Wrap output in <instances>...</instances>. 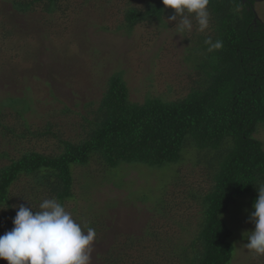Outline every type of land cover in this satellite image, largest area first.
Instances as JSON below:
<instances>
[{"label":"trees","instance_id":"trees-1","mask_svg":"<svg viewBox=\"0 0 264 264\" xmlns=\"http://www.w3.org/2000/svg\"><path fill=\"white\" fill-rule=\"evenodd\" d=\"M2 1L18 13L45 17L64 14L77 1L84 7L91 0ZM105 1L118 6L115 19L101 26L114 33L130 35L152 22L165 26L175 14L162 0ZM259 1L209 0L210 30L194 39L188 59L194 63L196 77L182 97L132 101L124 71L115 70L97 106L93 101L82 104L86 111L79 112L82 129L71 138H64L66 131L53 119L43 125L31 122L34 109L28 99L5 98L0 103V140L3 145L18 146L21 154L10 157L8 150L0 152V159H10L0 164V207L12 208L19 199L27 206L26 198L16 193L18 199L11 191L23 176L38 198L45 192L38 204L30 201L39 208L44 199L55 198L64 205L75 197L78 166L98 165L105 173L131 163L176 164L174 175L149 208L152 216L143 234H129L127 248L100 253L98 264H155V254L167 251L183 254L186 264H228L234 247L223 214L242 196L250 195L255 202L259 186H264V144L255 137L264 126V21L255 7ZM190 18L195 21L194 14ZM2 24L0 40L6 41L13 31ZM209 39L220 41L222 47L209 51ZM3 106L15 112L7 123ZM61 113L73 111L65 104ZM52 114V118L57 116ZM42 144L48 149L38 148ZM191 149L195 151L191 161L203 170L202 179L181 176L178 168L188 160ZM2 211L0 224L11 225L13 218L2 217Z\"/></svg>","mask_w":264,"mask_h":264},{"label":"rangeland","instance_id":"rangeland-1","mask_svg":"<svg viewBox=\"0 0 264 264\" xmlns=\"http://www.w3.org/2000/svg\"><path fill=\"white\" fill-rule=\"evenodd\" d=\"M81 4L77 1L64 14L42 17V13H18L0 0V23L13 31L6 41L0 40V47L5 44L0 49V103L11 96L28 99L34 109L29 117L31 122L43 125L46 120L53 119L66 131L64 138H71L82 129L80 114L86 113L82 104L93 101L97 106L108 77L115 70L124 71L130 99L135 102L142 103L149 96L172 100L188 93L196 77L194 63L188 56L195 46L194 39L200 33L209 32V26L199 31L196 21L190 18L193 30L178 34L176 23L180 19L177 18V21L167 20L165 26L152 22L137 27L130 35L114 33L101 26L115 19L117 4L113 7L105 0H91L84 7ZM255 7L258 17L264 21V0L255 3ZM65 104L73 113H61ZM3 107L7 123L15 112L11 106ZM52 112L57 116L52 118ZM263 127L255 137L264 144ZM46 145L38 148L48 149ZM2 150H8L10 157L21 154L18 146L3 145L0 140V152ZM194 153L191 149L188 160L177 167L181 176L202 179L203 170L193 166L191 161ZM9 161V158L0 159V164ZM175 170L176 164L153 167L145 163L125 164L117 170L107 169L105 173L98 165L75 168V197L64 206L85 231L91 227L97 233L91 264H98L99 254L108 248L112 251L127 248L125 240L129 234L134 237L143 234L141 230L152 216L149 208ZM18 182L11 186V191L18 199V194L26 198L27 206L31 207L30 201L36 204L45 197V192L39 198L33 193V185L25 176ZM21 203L24 201L19 199L12 208L5 207L1 216L9 220L14 218ZM253 204L252 197L245 195L223 214L232 230L234 247L228 264H264V255H257L245 246L248 233L255 228L250 220V213L255 210ZM11 222V225L1 222L0 235L14 227L13 220ZM160 227L169 229L166 225L160 224ZM125 253L131 254L127 250ZM178 253L155 254V264H186L185 256ZM0 264H8V261L0 259Z\"/></svg>","mask_w":264,"mask_h":264},{"label":"clouds","instance_id":"clouds-1","mask_svg":"<svg viewBox=\"0 0 264 264\" xmlns=\"http://www.w3.org/2000/svg\"><path fill=\"white\" fill-rule=\"evenodd\" d=\"M162 2L175 10L168 21L181 18L176 23L178 34L193 30L191 14H194L199 31L208 28L209 0ZM206 43L210 45L209 51L222 47L220 41L213 43L209 39ZM253 207L255 210L250 213V220L255 228L248 233L245 246L257 255H264V186H259V195ZM4 208L0 207V210ZM13 224L11 230L0 235V259L7 260L8 264H91L92 245L97 235L95 229L89 227L85 231L57 199H44L38 209L32 203L31 207L20 204Z\"/></svg>","mask_w":264,"mask_h":264}]
</instances>
